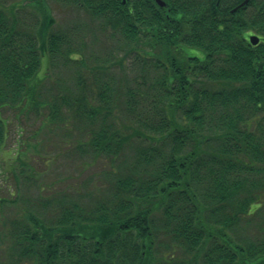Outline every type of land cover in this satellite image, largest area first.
I'll list each match as a JSON object with an SVG mask.
<instances>
[{
    "label": "trees",
    "instance_id": "trees-1",
    "mask_svg": "<svg viewBox=\"0 0 264 264\" xmlns=\"http://www.w3.org/2000/svg\"><path fill=\"white\" fill-rule=\"evenodd\" d=\"M55 1L83 10L115 52L90 66L97 92L79 75L78 91L42 98L41 57L72 60V40L50 29L48 0L20 3L34 7L28 23L0 0V147L3 107L44 106L59 126L89 124L87 167L121 159L104 196L75 188L56 194L52 215L12 219L0 264H264V0ZM127 60L136 71L115 78Z\"/></svg>",
    "mask_w": 264,
    "mask_h": 264
},
{
    "label": "rangeland",
    "instance_id": "rangeland-1",
    "mask_svg": "<svg viewBox=\"0 0 264 264\" xmlns=\"http://www.w3.org/2000/svg\"><path fill=\"white\" fill-rule=\"evenodd\" d=\"M5 1L15 5L14 15L22 22L28 23L35 13L31 4L20 5L25 0ZM48 4L53 17L50 29L67 33L75 50L69 54L72 60L65 63L63 56L56 57L53 62H49L45 55L41 57L36 91L42 98L55 92H76L79 89L76 78L80 75L86 83L85 90L97 92V73L90 66L108 64L105 58L109 52H115L118 41L93 26L83 10L55 0H48ZM80 55L83 64L79 62ZM129 64L127 60L125 70H119L117 66L111 73L115 78L127 77L129 80L136 71ZM17 109V106L3 107L2 116L7 119V130L0 147V235L9 229L12 219L22 218L25 213L52 215L54 197L60 192L91 188L92 191L99 190L104 196L109 183L106 171L115 170L118 165L115 161L121 159L118 157L112 161L109 155L102 153L96 162L87 167L83 163L86 155L82 149L88 139L86 128L89 124L72 118L59 126L61 121L55 120L58 122L54 123L44 116V106L39 107L37 112H18ZM93 127L98 128L96 123ZM121 130L128 132L130 128L122 127ZM131 153L132 150L127 148L122 157L128 155L127 161L130 162ZM127 166L120 165L122 170L128 169ZM30 173L32 176L29 177ZM94 173L91 182L89 176ZM45 200H48V205L43 206L40 201ZM159 216L160 211L157 210L155 221ZM259 217L264 218V213ZM170 242L168 235L161 234L158 248L167 251L171 249ZM7 244L8 239L1 237L0 247L6 248Z\"/></svg>",
    "mask_w": 264,
    "mask_h": 264
},
{
    "label": "water",
    "instance_id": "water-1",
    "mask_svg": "<svg viewBox=\"0 0 264 264\" xmlns=\"http://www.w3.org/2000/svg\"><path fill=\"white\" fill-rule=\"evenodd\" d=\"M123 2L125 0H122ZM158 4L160 5H164V0H155ZM248 0H242L237 6L243 5L244 3H246ZM235 6V7H237ZM235 7L233 9H235ZM249 42L252 44H256L259 40V36L255 33H252L248 36Z\"/></svg>",
    "mask_w": 264,
    "mask_h": 264
}]
</instances>
